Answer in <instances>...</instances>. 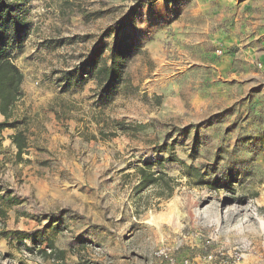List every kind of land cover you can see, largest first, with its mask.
I'll use <instances>...</instances> for the list:
<instances>
[{
  "label": "rangeland",
  "instance_id": "rangeland-1",
  "mask_svg": "<svg viewBox=\"0 0 264 264\" xmlns=\"http://www.w3.org/2000/svg\"><path fill=\"white\" fill-rule=\"evenodd\" d=\"M23 4L27 30L11 50L22 97L7 129L28 148L21 161L0 148V185L24 203H0V264L60 263L49 239L65 264H164L161 246L193 264H264V0ZM115 45L128 56L99 98L85 61ZM136 123L147 127L119 129ZM164 145L176 161L163 163ZM141 161L175 180L171 197L136 193ZM182 163L225 184L187 182ZM31 170L42 191L59 172L66 203H35Z\"/></svg>",
  "mask_w": 264,
  "mask_h": 264
},
{
  "label": "trees",
  "instance_id": "trees-1",
  "mask_svg": "<svg viewBox=\"0 0 264 264\" xmlns=\"http://www.w3.org/2000/svg\"><path fill=\"white\" fill-rule=\"evenodd\" d=\"M25 16L26 11L23 0H0V115L3 117V120L0 121V137L3 130L7 128L15 129L17 125L16 121L11 120L14 117L15 105L22 97L21 85L24 76L15 65L11 50L14 46L19 47L22 43V35L27 30ZM109 52L108 57H104L102 50L95 48L85 61L87 70L95 81L96 88L98 89L97 96L99 98L114 91L117 81L120 80L129 47L127 45H115L109 49ZM150 122L155 123L156 121L150 120ZM146 127L147 125L136 123L135 125H120L119 129L135 135L141 130L146 129ZM117 134L118 128L116 127L108 136L115 137ZM10 140L16 149L15 159L21 161L22 154L28 148L25 134L17 130L10 136ZM164 148L166 150L164 152L169 154V157L163 163L176 161L170 151L172 149H167L166 145H164ZM153 166L152 162L141 161L140 166L135 168L136 175L138 176L136 193L139 194L144 189L153 188L157 190L159 197L168 199L171 197L177 183L164 171H155ZM182 166L185 170L183 174L188 178L187 182H191L192 179H198L199 183L206 184L212 189L219 188L222 184H225L217 179L203 182L199 178L205 175L198 168L184 163H182ZM47 249L49 250V256L55 262L65 264L63 257L66 255V251L57 249L51 239L47 240Z\"/></svg>",
  "mask_w": 264,
  "mask_h": 264
},
{
  "label": "crops",
  "instance_id": "crops-1",
  "mask_svg": "<svg viewBox=\"0 0 264 264\" xmlns=\"http://www.w3.org/2000/svg\"><path fill=\"white\" fill-rule=\"evenodd\" d=\"M0 117L3 118L1 115ZM9 130H12V129H5L2 131L1 137H0V148L2 149V147H11L13 154H15L16 149L14 145L11 143ZM5 151L6 150L3 149L2 155ZM7 176L8 175H5V178ZM59 176H60L59 172L51 173L50 178H49L50 190L42 191L41 182L45 183L46 181L38 178L36 174H34V170H31L28 173V176H27L28 183H27V186L24 188V190L26 191V193L33 195L35 203L36 202L37 203H66L63 191L55 188L56 187L55 185H58L57 183L62 181L61 179H59L60 178ZM18 198H19L18 191L14 190V191L8 192L6 191V189H4L0 185V203H24V202H21V200H19Z\"/></svg>",
  "mask_w": 264,
  "mask_h": 264
},
{
  "label": "built area",
  "instance_id": "built-area-1",
  "mask_svg": "<svg viewBox=\"0 0 264 264\" xmlns=\"http://www.w3.org/2000/svg\"><path fill=\"white\" fill-rule=\"evenodd\" d=\"M217 53L220 54L221 51L218 50ZM257 68L260 71L261 81L262 84L264 85V63L261 62L257 63ZM154 256L158 259H161L164 264H193V262L187 257H182V258L174 257L166 246H161L157 248V250L154 252ZM205 259L211 260L212 255L211 254L207 255Z\"/></svg>",
  "mask_w": 264,
  "mask_h": 264
}]
</instances>
